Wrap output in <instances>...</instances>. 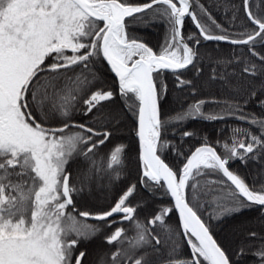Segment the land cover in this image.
<instances>
[{
	"label": "snow or ice",
	"instance_id": "obj_1",
	"mask_svg": "<svg viewBox=\"0 0 264 264\" xmlns=\"http://www.w3.org/2000/svg\"><path fill=\"white\" fill-rule=\"evenodd\" d=\"M223 7L228 27L201 0H0V264H86L80 246L99 235L110 247L96 264H241L249 252L264 264V234L233 252L214 231L253 207L264 217V169L250 185L232 168L264 161V0ZM157 24L158 51L135 32ZM208 42L232 47L214 56ZM167 74L180 108L166 115ZM129 116L138 178L120 187L127 146L100 151ZM228 118L249 125L231 143L180 131ZM138 190L168 202L141 219Z\"/></svg>",
	"mask_w": 264,
	"mask_h": 264
},
{
	"label": "trees",
	"instance_id": "obj_2",
	"mask_svg": "<svg viewBox=\"0 0 264 264\" xmlns=\"http://www.w3.org/2000/svg\"><path fill=\"white\" fill-rule=\"evenodd\" d=\"M225 2L226 0H201V3H203L206 7H208L209 11L213 14V16L217 19V21L223 24L225 27H228L227 21L225 20L224 17L223 6ZM230 2L239 5L241 3V0H230ZM253 3L255 7V0H253ZM217 5H219V10H217ZM227 15L228 18L230 19L231 12H229ZM240 15L243 16L242 11ZM184 31L185 33H187L188 31H195V29L189 23L185 26ZM135 32L136 34L140 35L143 38V40L146 43H148L149 46L153 47V49L156 51L159 50V45L163 41L165 35V29L162 24H157L147 29L143 27L136 28ZM217 47L219 48L218 51H217ZM231 47L232 46L228 44H220L219 46H217L214 42H208L207 44L201 45V51L208 49L209 51L212 52V55L214 56L227 55L231 50ZM205 74H207V69H205ZM105 75L108 81L111 82L112 74L106 71ZM167 82L170 91L167 100L164 101L162 104L163 111L166 115L175 112L180 108V105L174 103L173 100L174 93L171 91L173 87V78L170 74H167ZM215 94L217 96L220 95L218 91L215 92ZM207 95H209V93L207 92L201 93V97ZM185 103H187V101ZM211 108L212 106L208 105L205 107V111H209ZM246 111L255 112L256 114L259 115L261 110L257 108L254 103H250L247 105ZM75 119L80 120L81 117L77 116L75 117ZM134 126H135L134 121L132 117L129 116L120 125L119 130L114 133L111 141L109 143H106L104 146H102L100 151V155L106 156V154L113 148L114 145L124 144L127 146L126 156H125L126 179L122 182L120 187H123L128 183L136 182L138 178V158H137L138 143L136 141L134 131L132 130ZM237 126L243 128L249 127V125L242 124V122L233 118H228L224 120L218 119L214 121L195 119L187 122V124L184 125V127H182L180 131L195 129L201 137L207 136L209 143L216 145L217 141L220 142L227 141L228 143H231L232 128ZM251 130L253 132H257V129L255 127H253ZM175 139L178 141L179 137L177 136ZM199 144H200L199 139L186 138L185 147H187V145L199 146ZM218 151H220L219 148ZM167 159L168 162L174 163L177 167H179L183 163L182 160H176V158L171 155H169ZM105 166H106V160H105ZM71 167L73 172L75 173L76 163H73ZM232 168L234 170L238 169L240 174L246 177L247 183L251 185L253 183V176L256 174L257 170L264 169V161H262L260 164L249 162L247 167H245L239 160H237L232 164ZM261 179H264V176H262ZM260 182L261 180L256 181L257 186L260 184ZM137 201L143 202L144 206L140 211V218L143 219L145 217H149L154 210L159 208V206L162 203L167 204L168 198L164 197L163 199H160L159 195L153 197L150 196L149 193L146 191L138 190L137 195L133 198V203L135 204ZM176 222H178V218L176 214H173L170 223H176ZM92 223L95 222L92 221ZM125 226L128 225L126 224ZM233 229L237 230V232L234 234L232 232ZM112 230L114 229L108 230V233L106 234H110V231ZM214 231L216 233V238L222 243H224L226 246H228L230 251L234 252L237 249V246L239 245L240 241L245 238V235L248 231H255L264 234V217L261 216L260 211L257 210L256 207H253L251 209H247L243 211L241 214L226 217L220 223L215 224ZM128 234L132 235L131 230L129 231ZM249 243H252L254 246H256L259 244V241L252 240L249 241ZM109 247L110 246H108L104 242L103 235H99L90 242H87L86 244H81L80 246L81 250H86L87 252L86 264H96V262L99 260V257L105 251H107ZM182 255L184 257L190 256V251L186 246V242H184V245L182 246ZM253 261H254V257L249 252L246 258L241 261V264H253Z\"/></svg>",
	"mask_w": 264,
	"mask_h": 264
},
{
	"label": "rangeland",
	"instance_id": "obj_3",
	"mask_svg": "<svg viewBox=\"0 0 264 264\" xmlns=\"http://www.w3.org/2000/svg\"><path fill=\"white\" fill-rule=\"evenodd\" d=\"M89 223H92V221H88ZM233 234L237 232V230L233 229L232 230Z\"/></svg>",
	"mask_w": 264,
	"mask_h": 264
},
{
	"label": "water",
	"instance_id": "obj_4",
	"mask_svg": "<svg viewBox=\"0 0 264 264\" xmlns=\"http://www.w3.org/2000/svg\"><path fill=\"white\" fill-rule=\"evenodd\" d=\"M177 215V218H178V214H176ZM189 251H190V249H189Z\"/></svg>",
	"mask_w": 264,
	"mask_h": 264
},
{
	"label": "bare ground",
	"instance_id": "obj_5",
	"mask_svg": "<svg viewBox=\"0 0 264 264\" xmlns=\"http://www.w3.org/2000/svg\"><path fill=\"white\" fill-rule=\"evenodd\" d=\"M177 216V215H176Z\"/></svg>",
	"mask_w": 264,
	"mask_h": 264
}]
</instances>
